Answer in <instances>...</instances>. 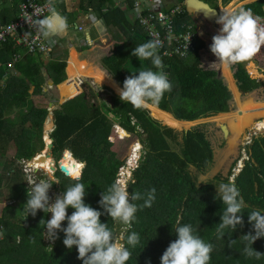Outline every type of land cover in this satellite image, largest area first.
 Here are the masks:
<instances>
[{
    "label": "trees",
    "instance_id": "obj_1",
    "mask_svg": "<svg viewBox=\"0 0 264 264\" xmlns=\"http://www.w3.org/2000/svg\"><path fill=\"white\" fill-rule=\"evenodd\" d=\"M87 1L83 9L85 11L92 9L102 23L107 28L116 29L118 35V40L112 45L110 53L100 60L102 68L113 80L101 69L84 61L78 63L76 57H72L70 61L72 72L86 73L87 76H95L99 72L111 85L122 88L125 78L135 72L138 75L137 71L141 68H151L156 71L151 60L140 61L131 55L137 44L150 39L144 28L132 17V0H128L125 9L117 7L114 2L113 6H110L111 0ZM201 1L217 3V0ZM18 3L19 0H13L12 12ZM263 4L264 0H258L248 5V8L261 12ZM8 21L10 20L3 14L1 22ZM183 23L190 24L195 31V25L186 12L176 19L177 30H180ZM194 46L195 50L184 57L174 53L167 55L164 54L163 49L158 50L163 61V70L168 74L172 87L170 91L164 93L159 103L149 104L146 108L137 109L129 103L122 102L113 87L98 77L97 82L93 80L94 83L108 86L116 94L111 93L108 100H100L91 86L87 91L85 86L84 92L78 94L80 88L75 86L72 79L80 77L70 75V80L62 85V94L64 99H71L60 104L53 111L55 128L50 135L54 144V155L63 153L61 158L53 160L48 149L47 158L51 170L53 166H60L63 163L64 168L72 174L74 171V164H71L72 158L85 164V168L82 174L80 172L79 180L73 178L79 177L80 174L71 178L58 170L56 178L59 180V185L55 182L52 185L62 194L70 184L83 183L86 191L85 203L103 213L104 210L99 205L101 193L114 181L116 182L119 170L125 164L113 153L112 145L117 142L119 134L125 137L129 134L139 139L144 151L138 167L133 171L134 181L129 184L128 192L131 194L136 191L143 194L155 188L156 193L152 206L138 208L135 214L129 232L139 233L140 242L135 247L126 245L131 252V257L126 264H149V262L161 264L163 252L172 241L177 239L175 234L177 222L191 224L201 238L213 244L208 264H264V237L257 239L252 245L255 251L262 254L259 258L255 255L249 257L243 252L246 243L243 235L255 234L253 225L249 223L248 214L253 210L264 213V133L252 138L248 146L249 160L245 162L241 172L234 179L245 202L240 213L243 227L238 225L237 229L230 234L227 232L231 230L226 229L224 237L219 239L216 224L221 222L220 215L225 206L217 196L215 186H218L220 182H228L233 173L232 170L226 178L218 175L207 184L199 186L192 169L205 175L214 165L215 159V149L205 130L206 124H198L189 130L177 132L153 119L147 110L148 108L154 112L163 124L176 120L186 121L180 123V125L189 124L185 126L194 125L190 121L215 115L221 119L224 115L218 114L230 111L232 95L228 89V82L225 80V83L218 76L217 69L208 68L202 64L198 50L203 49L205 45L199 37L195 39ZM24 53L23 49L14 46L12 40L0 44V140L5 139L8 144L13 141L17 146L16 158L7 168L9 176L0 174V190L4 182L8 185L12 184L9 186L12 191L9 200L13 201V204L6 206L0 216L2 233L0 264H83L78 259L76 247L68 249L63 244L65 235L62 231L58 232L59 238L54 243H46L43 236L46 229L39 222L41 219H50V213L38 210L34 217L30 214L27 218L24 217L26 213L23 208L28 199L29 188H26V184L20 183L22 181L20 174L24 172L14 163L23 159L31 160L38 151L44 150L42 136L48 116L46 104L43 106L33 104L30 99L31 96L42 95V86L45 81L41 75L43 62L41 58H36L33 54L14 60L15 54ZM248 61L250 59L231 64L232 74L227 67L235 90L238 88L241 94H250L263 85L262 81L252 78L247 72L245 64ZM57 65V71L46 67L47 75L54 85H58L65 79L64 63H57ZM250 70L252 76L260 75L253 67ZM31 87L33 91L29 93ZM233 94L235 98L238 96L237 92ZM240 100L243 104H249L244 105L249 110L264 106V102L258 103L252 95ZM25 109L27 113L24 112ZM159 109L163 112L158 111ZM11 114L16 117L10 118ZM253 116L255 115L244 121L245 127L251 124ZM238 119L242 125L243 117ZM115 124L126 131L118 130L114 136H111ZM225 125L230 142L223 153L224 159L220 160L221 164L233 151L235 143L242 134L241 131H237L236 126ZM178 126L177 124L176 127ZM35 140L39 143H35ZM136 144L141 146L139 143ZM66 150L73 156H68L70 152H65ZM236 153L237 150L228 158L229 161ZM133 203L139 206L143 204V200ZM73 211L74 209L69 207L68 215H71ZM100 220L120 234L122 225L114 222L107 214H103ZM66 226L67 220L62 222V227ZM17 237H20L19 242ZM230 241L235 242L229 245Z\"/></svg>",
    "mask_w": 264,
    "mask_h": 264
},
{
    "label": "clouds",
    "instance_id": "obj_2",
    "mask_svg": "<svg viewBox=\"0 0 264 264\" xmlns=\"http://www.w3.org/2000/svg\"><path fill=\"white\" fill-rule=\"evenodd\" d=\"M221 12L216 20L221 27L212 37L210 51L222 65L249 60L259 50L260 45L264 44V27L259 26V18L253 15L251 9H221ZM39 25L45 36L57 28L51 18L41 19ZM63 26L61 23L59 27ZM198 30L195 29L196 32ZM159 47L160 41L149 39L134 48L131 55L140 61L151 60L157 70L141 68L137 71L138 75L135 72L126 77L123 87L116 89L122 102L129 103L137 109L146 108L149 104L159 103L164 93L171 90L168 74L163 70ZM108 77L111 79V76ZM108 105L112 108L110 104ZM51 186L52 183L44 180L29 184L28 199L23 208L26 213L24 217L27 218L29 214L34 217L38 210L51 213L50 219H41L39 222L46 229L43 236L54 243L59 238L58 232L62 231L65 235L63 244L68 249L75 246L78 259L83 264H126L131 257L126 245L135 247L140 242L139 233L129 232L135 214L138 208L152 206L156 189L151 188L143 194L136 191L130 194L126 183L114 181L101 193L99 205L104 210L102 213L85 203L86 191L83 183L70 184L52 203L48 194ZM215 187L217 196L225 206L220 215L221 222L216 224L217 238L222 239L226 229L231 230L227 232L230 234L238 225L243 227L240 213L245 202L233 180L220 182ZM139 200H143L142 205L133 203ZM69 207L74 209L71 215L67 213ZM103 214H107L114 222L122 225L120 234L110 229L107 223L101 222L100 217ZM65 220L67 226L62 227V222ZM248 220L253 225L255 234L243 235V240L246 242L243 252L249 257L255 255L259 258L262 254L255 251L252 245L257 239L264 237V213L253 210L248 214ZM175 234L177 239L172 241L163 252L161 264H208L213 251L211 242L201 238L191 224L177 222ZM19 241L20 237H17V242ZM234 242L230 241L229 245Z\"/></svg>",
    "mask_w": 264,
    "mask_h": 264
},
{
    "label": "crops",
    "instance_id": "obj_3",
    "mask_svg": "<svg viewBox=\"0 0 264 264\" xmlns=\"http://www.w3.org/2000/svg\"><path fill=\"white\" fill-rule=\"evenodd\" d=\"M225 1L227 3V6H226L227 9H237L239 7H244L246 9H249L248 5L254 2H257L258 0H225ZM87 2H88L87 0H56L53 6L52 12L49 13L46 16V18H51L53 20V23L57 26V28L55 31L50 32L49 35L47 36L43 34L44 40L49 46V51L46 55L33 54V55H36L35 56L36 58H41L43 62V67L41 68V75L45 79L44 84L42 86V95L30 97L33 104L44 105L46 103L47 105L48 116L46 118L47 120L44 125V131H43L45 132L44 137L42 136V139L44 142V149H46V144H49L50 140L51 142H53L50 137L51 133L53 132L55 128V119H53V111L57 109L60 104L71 99V98L64 99L63 94H62V85L67 83L70 80V75L80 77V78L72 79V82L77 87H80L78 82L81 81L83 83L84 80L87 81L88 83H92V86H93L95 85V83L93 82L91 78L95 79L97 77L103 79L106 83L108 82L105 76L99 72L96 73L95 76L94 75L87 76L86 73H79V74L73 73L70 67V61L72 57H76L78 63H81V61H84L92 65L93 67L98 68L99 70L101 69L103 73H105L106 76H110L102 68L100 60L101 58H103L104 56H107L110 53L112 45L115 43L114 38L118 39V35L116 33V29L107 28L102 23V21L98 18V16L94 13L92 9H88L86 11L83 9V7L86 6ZM113 2L115 3V0H111L109 2L110 6H113ZM172 2L173 3H183V2H180V0H172ZM12 9H13V0H0V21L3 18V14L7 16L8 20L10 21L13 20L17 14V7L13 10V12H12ZM252 12L255 14L257 13L264 14V4L261 6V12H259L258 10L257 11L252 10ZM54 13L55 15H53ZM61 23L64 25L62 28L59 27ZM78 27H81L82 29L79 30ZM197 35L199 36L198 32H197ZM27 54L28 53L26 52L24 54H19V58ZM251 58H256L258 65L259 63L260 64L264 63V44L260 45L259 50ZM57 63H64L65 79L58 85H54L53 81L47 75L46 67L50 68L51 70H56L58 66ZM222 66H223V74H224L225 80L228 82V85L233 95V99L237 107L236 112L238 111V114L239 112L242 113L240 117H245L252 113H255L252 115H257V113L262 112V110L264 109V106L252 108L251 110L245 108L244 105H249V104H243L241 102L239 92L235 90L234 84L232 83L229 77L227 65H222ZM254 66L257 69L255 64H252L250 69ZM247 71L250 74L248 69ZM111 80L113 79L111 78ZM109 85L110 87H112L110 83ZM79 90H80L79 93H81L83 91V88L80 87ZM32 91H33V87L30 88L29 93H32ZM49 91H50V94H48ZM233 92L238 93V96H236V98L234 97ZM42 99H43L42 102H45V103H42L40 101ZM262 102L264 101H258V103H262ZM252 103H256V102H252ZM24 112L27 113V109H25ZM219 115H226L227 117H233V116H229L231 115L230 113H222ZM13 116L14 115L11 114L10 118H12ZM227 117L221 120L220 122L230 119ZM175 122H177L179 127L181 126V127L189 128V126L180 125L181 122H186V121H179V122L175 121ZM233 126H237V125H233ZM48 129L51 130L50 134H46V130ZM237 131H241V129L239 130L237 129ZM35 143H39L38 140H35ZM10 145H12L15 149H17V146L15 145V143H13V141H10V143L8 144L7 140L5 139L0 140V146H1L0 162L3 161L4 163L5 159H10L11 161L15 159L13 158V156L11 157L8 155L9 153L7 149H10ZM6 151L8 154L5 153ZM41 152H43V150L38 151L33 158L38 157ZM24 160H29V159H24Z\"/></svg>",
    "mask_w": 264,
    "mask_h": 264
},
{
    "label": "rangeland",
    "instance_id": "obj_4",
    "mask_svg": "<svg viewBox=\"0 0 264 264\" xmlns=\"http://www.w3.org/2000/svg\"><path fill=\"white\" fill-rule=\"evenodd\" d=\"M180 2H182V1L180 0ZM207 3L211 4V6L213 8L216 7V9L219 11V14L220 15L222 14L221 9H227V7H226L227 6V3H226L225 0H217V3L216 4L213 3V1H208ZM16 16H17V14H16ZM197 20L200 23L199 24V30H198V34H199L198 37L201 38V39H203V42H204V45H205V47L200 50L201 62H202V64L205 67H208V68H212V69L221 68L222 65L220 63H218V58L210 51V45L212 43V37L215 34L218 33L219 28H218V30H216V29L214 30L213 28H211L210 24L206 20H204L202 18V16H200V15H197ZM219 26H221V25H219ZM91 31H93V30H91ZM114 40L116 41L118 39L117 38H114ZM103 43H105V42H103ZM213 63H215V64H213ZM252 64H255L256 65V67H257L260 75H254V76L250 75V76H252V78L253 77L258 78L260 81L263 82V85L259 86L257 89H255L250 94H239V95H240V98L241 99L246 98L248 95H252V96H254V98L256 100H258V101H264V63H261V64L259 63V65H258V63L256 61V58H251V60L248 61L245 64V68L248 69L249 72H250V67H251ZM227 67H228V65H227ZM230 67H231V65L228 67L231 70ZM231 73H232V71H231ZM91 79L97 82V78H95V79L94 78H91ZM223 80L225 82V79H223ZM107 83L109 84V81ZM85 86H86V91L88 90L89 86H91V89L93 90L94 93L98 94V98L100 100L101 99L102 100H108L111 93H114V94L117 93L116 95H118V92L116 90L117 88L114 87V85H112V87L115 88L114 90H116V93L111 88H109L108 86L100 85V84H97V83H95V85L92 86V83H88L85 80L83 82V87H82L83 88V91L82 92H84ZM103 87H106L107 89H104ZM48 94H50V91L48 92ZM40 101L42 102L43 99L40 100ZM42 103H45V102H42ZM236 110H237V107L235 106L234 100L232 98V101H231V104H230V111L228 113L232 114V113L236 112ZM148 111L150 112L149 109H148ZM252 114H255V113H252ZM252 114L243 117V119H242V125L239 123V119L237 120V118H241L240 115L238 114V111L235 114L231 115L233 117H231L229 120H227L225 122V124H229L230 126L237 125L238 127L236 126V128L238 130L241 129V133L242 134L240 135V138L235 143L234 149L230 153V155L228 156V158L236 150H237V153L231 157V160L230 161L227 158L224 161L223 164L220 163V160L221 159H224V154L223 153L226 151L227 146L229 145V142H230L229 138H230V136L228 135L227 137H225L224 133L221 130V126H225L226 127V125L224 124V121H223V124H221L222 122H220V120L226 118L227 116L226 115L221 116L222 118L219 119L218 117H216L217 115H215V116H212V117H216V118L211 119L212 117H209V118L200 119L198 121V124H206L205 130L207 132L208 137L212 141V144H213L214 149H215L214 165L210 168V170L205 175H201V174L197 173L195 169H192L193 175H194L195 179L197 180L199 186L207 184L208 182L212 181L218 175H222L223 177L226 178L228 176L230 170H232V172H233V168L234 167L237 168V166H239L238 165V162H239V157H240V150L242 149V147L244 146V144L249 139H250V141H252V138L254 136H258L259 134L264 133V128H262L260 130L255 129V126H257L261 121H264V109L262 110V112H259V113H257V115L253 116L252 121H251V124L248 127H245L244 126L243 122L246 119L248 120L249 118H251V115ZM14 117H16V116H13L12 119ZM227 118H229V117H227ZM158 120H159V118H157V121ZM160 121L161 120H159V122ZM175 121H169V122L165 123L164 125H166L167 127L175 128V130L177 132H182L181 129L188 128V127H181V126L180 127L179 126L176 127L177 122H175ZM195 123L196 122H194V124ZM219 124H221V125H219ZM115 125H118V124H115ZM185 125H189V124L188 123L187 124L185 123ZM115 128L116 127L114 126V130L111 133V136H114V134H116L115 133V130H116ZM44 133L45 132H43V137H44ZM50 133H51V130H49V129L46 130V134H50ZM138 140L139 139H136V137H133V136H129V137L125 138L124 140L123 139H117L116 140L117 142H115L112 145L113 153H115L116 156L120 160L126 162L128 160V158L131 157V147H132V153H133L132 158H133V156L134 157H137L139 153H136V155H134V152L141 151L140 150L141 149V146L135 144ZM250 141H249V144L251 143ZM47 142H48V140H47ZM48 149H49V147H47L46 149H44L43 152L40 153V155L42 153H43V155L41 157L39 156L37 159L34 160V164L32 166L35 169H37V170H35V172L33 174H31V175H28L27 173L24 172V166L21 164V162H23L24 159L23 160H20V161H16L14 163L15 166L17 165L18 169L21 168L22 171L24 172V174H22V173L20 174V175H22V181L20 183L26 184V188H29V184H31V179H32L31 176L32 175L35 176V181L36 182H39L41 180H44V181H47L49 183L55 182L56 184L59 185V180L56 178V173L53 174L54 173V170L49 171V172H51V174H49L47 172L48 171V164L46 163V153H47ZM7 151H8L9 154L7 153ZM7 151L5 152L6 154H8L11 157L13 156V158H16L17 149H15L12 145H10V149H7ZM62 153H60L59 155H54V153H53L52 159L53 160H55V159L58 160L59 158H61V154ZM10 161H11L10 159H5V162L4 163H3V161L0 162V174H3V176H4V174H7V176H9L8 175V171H7V168L9 167V164H11ZM76 161H78L79 163H81L77 159H76ZM73 163L76 164V168H74V171H73V172L76 171L75 172L76 173L75 176H76L77 173L79 172V165H77V162H74L73 161ZM15 166H13V167H15ZM38 167H40V168H38ZM26 170L28 172V169H26ZM43 170H46V171H43ZM80 176H81V174H80ZM132 178H133V176H132ZM126 181L128 182L127 183V187H129V184L131 182H133L134 180L133 179H131V180L129 179V180H126ZM11 185L12 184L8 185L7 182H4L3 185H2V188L0 190V216L3 214V211H4V209L6 208L7 205L13 204L12 203L13 201L12 200H9L10 193L12 192L11 189H10V187H9ZM48 194L51 197L50 203H52V202L55 201V198H56L57 195H60L58 189L54 188L53 185L51 186ZM112 230L115 233L119 234L117 232V230H115V229H112Z\"/></svg>",
    "mask_w": 264,
    "mask_h": 264
},
{
    "label": "built area",
    "instance_id": "obj_5",
    "mask_svg": "<svg viewBox=\"0 0 264 264\" xmlns=\"http://www.w3.org/2000/svg\"><path fill=\"white\" fill-rule=\"evenodd\" d=\"M55 2L56 0H19L17 16L7 23H1L0 21V44L7 40H12L15 47L23 49L28 54L46 55L49 51V46L44 40L39 21L52 12ZM127 4L128 0H115V5L121 9H125ZM185 12L183 3H173L172 0H132L133 19L138 21L144 28L150 39L160 41L158 50L163 49L164 54L167 55L174 53L179 57H184L195 50L194 42L198 35L197 32L193 31L192 26L183 23L180 26V30L176 28V19ZM253 15L259 18V26L264 27V14L253 13ZM78 29L81 30L82 28L78 27ZM198 53L200 54V50H198ZM13 58L14 60L19 59V55L15 54ZM80 83L82 82L79 81L78 84ZM115 127V133L118 132V129L124 131L119 125H115ZM125 138L127 137L119 134L118 139L124 140ZM249 141L250 139L240 150L239 166L233 168V173L230 177L233 181L241 172L245 162L249 160ZM136 143H139L142 147L139 140ZM143 151L141 148V151L134 152V155L139 153L137 157L133 156L132 158L133 153L131 154L124 166L120 168L116 182L126 183L127 185L128 182L126 180L134 179V177L132 178L133 171L138 167ZM33 159L21 162L24 166V172L28 175L33 174L37 170L31 167L34 164L32 162ZM26 169H28V172ZM31 177V183L36 182L35 176L32 175ZM51 215L50 213V218ZM45 241L48 244L53 243L46 237Z\"/></svg>",
    "mask_w": 264,
    "mask_h": 264
},
{
    "label": "water",
    "instance_id": "obj_6",
    "mask_svg": "<svg viewBox=\"0 0 264 264\" xmlns=\"http://www.w3.org/2000/svg\"><path fill=\"white\" fill-rule=\"evenodd\" d=\"M183 5H184V8H185V11H186V13H187V15L190 17V19L192 20V22L194 23V25H195V29L196 30H198L199 29V21L197 20V15H200V16H202V18L204 19V20H206L209 24H210V26H211V28H213L214 30L216 29V30H218V28H220V26H219V24H217L216 23V20L219 18V16H220V14H219V11L217 10V9H215V8H212L209 4H207V3H205V2H203V1H201V0H184V2H183ZM230 65H228V67H229ZM247 70V69H246ZM229 71L231 72V70L229 69ZM217 72H218V76L219 77H221L222 79H225V77H224V74H223V70H222V67L221 68H218L217 69ZM248 72V71H247ZM232 74V73H231ZM232 77H233V75H232ZM252 77V76H251ZM254 78H256V77H254ZM258 79V78H257ZM233 80H234V78H233ZM259 80V79H258ZM234 82H235V80H234ZM80 86H81V88L83 87V83H80L79 84ZM228 86V85H227ZM235 86H236V83H235ZM236 88H237V86H236ZM228 89H229V91L231 92V90H230V88L228 87ZM237 90H238V88H237ZM238 92H239V94H241V92L238 90ZM82 93V92H81ZM80 94V93H79ZM78 95V94H77ZM231 95H232V92H231ZM232 98H233V95H232ZM64 103V102H63ZM148 110V109H147ZM165 112V111H164ZM150 113V112H149ZM170 114V113H169ZM151 115V114H150ZM151 117L153 118V119H155L152 115H151ZM157 120V119H156ZM159 121V120H158ZM198 121L199 120H196V121H190V122H196L194 125H192V126H190L189 128H191V127H193V126H196V125H198ZM161 122V121H160ZM162 123V122H161ZM162 125H164L163 123H162ZM166 126V125H165ZM171 128V127H170ZM189 128H183V129H181L182 131H184V130H189ZM173 129H175V128H173ZM221 130H222V132L224 133V135H225V137H227L228 135H229V132H227V129H226V127L225 126H221ZM128 134V133H127ZM128 136H130L129 134H128ZM47 147H49V152H50V154L53 156V148H54V144H53V142H51V144H46V148ZM142 149H143V146H142ZM65 152H70V151H68V150H66ZM71 153V152H70ZM72 154V153H71ZM43 155V153L40 155L39 154V156L41 157ZM38 156V157H39ZM37 157V158H38ZM36 158V159H37ZM34 160H35V158L32 160V162H34ZM57 163V162H56ZM82 165H83V168H82V170H81V173H82V171H83V169L85 168V164H83V163H81ZM80 164V165H81ZM54 167V173L53 174H55L56 173V171H57V168H58V170L59 171H61V173H63L65 176H67V177H71V178H73L71 175H70V173L67 171V170H65V168L63 167V166H59V165H57V166H53ZM43 171H46V170H43ZM49 174H51V172H49V171H47ZM81 178V176H79V177H76V178H73V179H75V180H79Z\"/></svg>",
    "mask_w": 264,
    "mask_h": 264
},
{
    "label": "bare ground",
    "instance_id": "obj_7",
    "mask_svg": "<svg viewBox=\"0 0 264 264\" xmlns=\"http://www.w3.org/2000/svg\"><path fill=\"white\" fill-rule=\"evenodd\" d=\"M221 27V26H220ZM220 29V28H219ZM222 65V64H221ZM253 69H255L258 73H259V71L255 68V66L253 67ZM222 70H223V66H222ZM250 73H251V70H250ZM252 75V74H251ZM154 107V106H153ZM155 108V107H154ZM156 109V108H155ZM157 110V109H156ZM160 110V109H159ZM163 112V111H162ZM150 113H151V115L155 118V119H157L156 118V115L154 114V112H151L150 111ZM166 113V112H165ZM168 114V113H167ZM239 115H242V113L241 112H239ZM172 116V115H171ZM192 123H194V122H192ZM223 123V122H222ZM190 127V126H189ZM262 127H264V121H261L257 126H255V129H261ZM119 130V129H118ZM49 144H51V140L49 141ZM48 144V145H49ZM47 154H48V151H47V153H46V163L48 164V171H52L51 169H50V165H49V161H48V158H47ZM72 154L71 153H69L68 154V156H71ZM65 160V159H64ZM73 161L74 162H77V165H79V172H78V174L76 175V176H79V174H80V172H81V169H82V165H80L79 164V162L78 161H76L74 158H72L71 159V164L73 165L74 163H73ZM63 162V161H62ZM60 166H63L64 167V165H63V163H61V165ZM33 167V166H32ZM34 168V167H33ZM38 168H40V167H38ZM74 168H76V164H74ZM53 170H54V167H53ZM65 170H67V169H65ZM77 170V169H76ZM68 171V170H67ZM69 172V171H68ZM76 172V171H75ZM75 172H72V174H70L72 177H76L75 176ZM70 173V172H69Z\"/></svg>",
    "mask_w": 264,
    "mask_h": 264
},
{
    "label": "snow or ice",
    "instance_id": "obj_8",
    "mask_svg": "<svg viewBox=\"0 0 264 264\" xmlns=\"http://www.w3.org/2000/svg\"><path fill=\"white\" fill-rule=\"evenodd\" d=\"M78 174V173H77Z\"/></svg>",
    "mask_w": 264,
    "mask_h": 264
}]
</instances>
